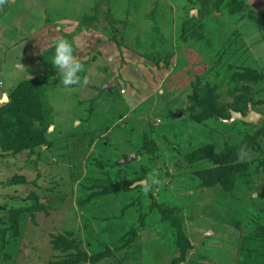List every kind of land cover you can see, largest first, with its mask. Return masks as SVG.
I'll use <instances>...</instances> for the list:
<instances>
[{
  "label": "rangeland",
  "instance_id": "obj_1",
  "mask_svg": "<svg viewBox=\"0 0 264 264\" xmlns=\"http://www.w3.org/2000/svg\"><path fill=\"white\" fill-rule=\"evenodd\" d=\"M0 264H264V0H3Z\"/></svg>",
  "mask_w": 264,
  "mask_h": 264
},
{
  "label": "trees",
  "instance_id": "obj_2",
  "mask_svg": "<svg viewBox=\"0 0 264 264\" xmlns=\"http://www.w3.org/2000/svg\"><path fill=\"white\" fill-rule=\"evenodd\" d=\"M230 11L231 12L235 11V8H233L231 6ZM50 54H51L50 55V59H51V56L53 54V49L51 50ZM50 72H51L50 75H48L47 77L53 76L56 73V70L54 69ZM29 82H31V80H23V81L19 82V84L13 90V93L17 96V98H16V103H15L14 107L8 113V120L10 122L8 124V126L14 127V126L18 125V127H17V129H18V128H20L19 126L26 125L27 116L25 115L24 111L27 109V106H28V100H27L28 86H26V84ZM259 135H260L259 130H256L254 132V134L244 137V139L241 140L240 142H238L235 146H230V147L223 149L221 153L225 156L228 155V157L234 156V159H236L238 157V154L240 151L248 148L247 144L249 141H251V147H252L254 139L257 138ZM23 136L26 137V132L24 133ZM28 145L33 147L32 139L30 140V143H28ZM225 172L227 173V168L223 167V169L218 170L217 176H215V178L213 177V179L215 181L221 182L223 185H226L230 178L228 177L227 174H225ZM230 184H232V181H230ZM160 208L166 214L170 210L163 205H160ZM180 241H179V243H180Z\"/></svg>",
  "mask_w": 264,
  "mask_h": 264
},
{
  "label": "clouds",
  "instance_id": "obj_3",
  "mask_svg": "<svg viewBox=\"0 0 264 264\" xmlns=\"http://www.w3.org/2000/svg\"><path fill=\"white\" fill-rule=\"evenodd\" d=\"M3 0H0L2 3ZM53 54L50 63L55 68L56 74L52 79H57L64 88L79 85L82 82L81 73L84 71L82 58H78L74 50V42L65 37L57 36L51 39ZM154 183L159 181L153 180Z\"/></svg>",
  "mask_w": 264,
  "mask_h": 264
},
{
  "label": "water",
  "instance_id": "obj_4",
  "mask_svg": "<svg viewBox=\"0 0 264 264\" xmlns=\"http://www.w3.org/2000/svg\"><path fill=\"white\" fill-rule=\"evenodd\" d=\"M231 117H236V118H239L242 121L250 122V121H255L256 118H258V115L255 112H252V111L247 113L246 115H243L240 112L232 111L231 112Z\"/></svg>",
  "mask_w": 264,
  "mask_h": 264
}]
</instances>
